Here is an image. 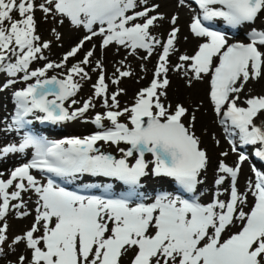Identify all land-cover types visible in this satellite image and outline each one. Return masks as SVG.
<instances>
[{
	"label": "snow or ice",
	"instance_id": "1",
	"mask_svg": "<svg viewBox=\"0 0 264 264\" xmlns=\"http://www.w3.org/2000/svg\"><path fill=\"white\" fill-rule=\"evenodd\" d=\"M193 2L202 17L193 18L190 30L203 41L194 54L180 55L181 63L172 70L190 75L189 86L193 80L203 81L207 77L208 98L215 113L222 115L221 124L230 122L238 130L241 144L257 145L254 154L264 160V127L255 123L258 115L264 113V95L250 96L244 101L246 106L237 103L250 80L264 78V30L253 27L249 42L229 43L224 33L211 30L202 22L222 20L232 28L251 25L264 14V0ZM137 7L138 0H44L39 5L35 0H0V73L9 77L24 73V81L35 78V83L14 93L17 110L13 124L17 126L25 124V117L33 112L42 113V121L59 123L82 117L93 107L91 100H86L82 107L70 112L64 104L80 88L74 77L89 78L84 66L92 63L95 46L67 68L63 79H41L49 69L64 68L93 37H101V49L115 44L132 49L133 53L144 49L150 56L156 45L162 48L150 85L137 92L135 102L122 110L117 97L123 90L113 92L109 104L103 64L96 61L93 71L98 70L99 75L93 85L94 95L105 97L104 106L109 109L91 120L101 131L55 142L26 134L18 146L0 148V156L34 149L30 162L16 167L7 179H0V221L13 209L18 218L28 216L29 212L23 210L26 204L22 193L32 191L37 196L31 227L12 239V244L24 243L30 251V259L21 255L18 264H124L126 256L127 264H264V172L253 168L255 183L249 182L248 192L241 193L237 187L238 173L240 163L247 157L241 153L234 166L219 160L220 175L215 184L222 186L229 177V197L220 199L222 193L218 191L211 202L200 200L199 186L209 157L194 131L195 114L181 103L173 107L162 99L167 95L168 58L176 51L174 41L179 29L173 27L166 42L161 43L150 33L154 23L163 19L162 15L149 14L158 5L132 11ZM37 8L46 15L59 17L58 23L67 20L87 34L64 54L61 62H47L29 70L33 61L45 59L42 50L50 47L48 42L38 43L34 19ZM130 11L132 14H128ZM13 13L19 18H14ZM176 21L173 16L172 25ZM13 57L15 62H7ZM116 72L119 77L131 75L120 68ZM118 82V78H112L113 84ZM76 103L72 100V104ZM122 116H127V123L120 122ZM105 120L110 126H105ZM98 141L124 144L119 148L122 158L99 151L95 147ZM31 169L68 181L110 178L126 186V194L118 198L80 194L53 179L41 183ZM151 177L171 180L180 195L162 192L145 201L141 191L145 179ZM10 188L15 190L9 192ZM249 193L253 198L251 204ZM243 206L248 210H243ZM7 228L6 223L0 224V254L8 240ZM230 228L236 230L225 236Z\"/></svg>",
	"mask_w": 264,
	"mask_h": 264
},
{
	"label": "rangeland",
	"instance_id": "2",
	"mask_svg": "<svg viewBox=\"0 0 264 264\" xmlns=\"http://www.w3.org/2000/svg\"><path fill=\"white\" fill-rule=\"evenodd\" d=\"M174 1L175 0H172V4L170 5L171 8L176 5V2ZM43 2L44 0H39L38 2H36V4L39 5L40 3ZM139 9L140 7L138 6L134 10H139ZM13 16L14 18H19L16 13H13ZM173 16L177 17L176 14ZM173 16L170 17L169 15H166L163 19L165 21H167L168 18L169 20H171ZM34 19L36 22L35 34L40 37V41L38 43L48 42L50 47L46 50H42L41 55L45 57V59H37L33 61L29 66V70L40 68L47 62H55V63L61 62L64 54L68 50H70V48L74 46V44L79 42L83 34L84 35L86 34L85 32H81L82 28L73 27L67 20H65L63 24L58 23L59 17H54L51 14L46 15L39 8H37L34 12ZM169 20L167 21L169 27L179 28V25L180 27L182 25L184 28V32L186 33L187 31L189 33L190 29L189 28L187 29V25L189 23L188 21H185L184 23H180V24L176 22L175 25H172L169 24ZM53 29H55L56 31L53 32ZM57 33L59 34L60 39H57ZM150 33L153 37H157L158 35H160L159 27L156 28V22L150 28ZM76 34H78L79 36ZM100 40L101 39L97 37L95 41L94 38H92L91 41H87V43L85 42L86 44L84 45L83 50L76 57L70 58L69 61H67L64 68L49 69L45 77L51 78L52 76H57L58 79H63L64 75H66V68L68 66L71 67V65L74 63H77L81 59L82 54L86 53L89 50H92L94 46L101 43ZM119 47L122 46L111 45L106 49H101V48L100 50L94 49L95 54L91 58L92 63L90 65L84 66L85 71L88 72L89 78L82 79L80 76L74 77V80L80 84V88L73 97H70V99L66 102L64 106L71 112L74 111L76 108L82 107V102L84 100L85 101L91 100L93 107L89 108V110L84 114V116L79 117L77 121H73L71 123L73 128L82 130L84 133H86L88 129L85 128L92 127L91 120L93 119V117L97 113L103 114L104 112L109 110L104 106L105 97L103 96L96 97L94 95L93 85L96 83L98 79L99 71L98 70L93 71V68L95 67L97 60H101L103 64V69L106 77L105 83H107L109 86L108 92L106 94L107 97L109 98V104L111 103L110 100L111 94L113 92H117L118 90L121 89L123 90L120 92V94L117 97L120 110L126 107H130L135 102V96L136 93L138 92V88L144 87L147 84V81L151 77V72L155 71L157 60H155L149 65H147L142 60L143 57L148 56L146 50L139 49L133 55H126L124 52L121 54H117V49ZM158 47L159 45L158 46L156 45L154 47L153 53L151 54V58L156 59V57H159V55L162 53L159 49H157ZM122 48L125 49V47ZM194 50L195 49L193 50L188 49L185 52L183 51L184 53L182 51H179V53L181 55L182 54L192 55ZM261 51H264V48H262ZM179 53H178V57L180 56ZM7 62H15V57H13L10 61ZM179 63H181V61H179L178 59L177 64ZM170 64L172 65V62L169 63L170 68L167 73V78L169 80V85L165 89L167 95L166 97H162V99L166 105L170 104L173 107L177 103H181L186 108L189 109L190 113L195 114L196 120L194 124V131L196 136L199 137L201 140V147L207 151L209 157V164L206 172L203 173L201 177L203 183L199 186V190L201 187L202 192L205 193L206 197H208L209 199H210V195L213 192H215L216 194L218 191L220 193L221 191H224L222 198L224 200L227 191L228 179L225 180L226 182L222 186H217V188H213L214 180L220 175V173L217 170V162L219 160H224L230 166H234L238 161L239 155L238 153L231 152L230 147L225 143L224 137L222 136L221 131L217 125L216 117L209 110V105L206 101V87H207L208 78L206 77L203 81L193 80L191 86H189L187 81L190 78V75L186 77L184 75L183 70L180 71L172 70L173 67L177 64H174L172 68ZM117 68H120L122 71H129L131 75H129L128 77H119V74L116 72ZM23 75L24 73H18L15 77H9L6 73H0V78L5 79L7 83H9V81H13L11 83V87L8 90L6 89V91L0 92V103H1L0 115L5 119V124L3 125V128L5 127L7 121L6 114H9L11 110L10 92L11 91L15 92L17 90L22 89L23 87H25L26 84L31 83V81L33 80L32 78V80L24 81L22 79ZM112 78H118L119 82L113 84ZM173 79L176 81L173 82ZM2 83L3 81H0V84ZM14 84H16L17 86H14ZM249 84L251 85L249 88V95H248L249 97L264 95V78L259 79V81L255 84H253V82H250ZM117 85L120 86L119 89H117ZM0 86H4V85H0ZM72 100L78 101L77 104H74L75 109H71L72 107H74L73 105L72 107L70 105L72 103L71 102ZM239 100L241 103L240 106H246V104L244 103L245 100H242V98H240ZM112 110H116V109H112ZM119 119L120 122L127 123V116H122ZM185 122L187 123V118H185ZM103 123L105 124V126H110L107 120L103 121ZM66 127L68 126L65 125V128ZM65 134L71 135L73 134V132H68ZM98 144H101V146L104 147L106 146L108 149L125 147L124 144H120L119 146H117L111 143L103 144L97 142L96 146H99ZM221 153H227V156H221ZM109 154H112L115 158H119V153H117L115 150L110 151ZM131 159L132 158H129V160ZM12 167H10V169ZM251 170L252 168L248 162L245 161L240 163V171L238 173L237 187H239L238 184L240 183H244V184L245 183L249 184V182L252 183ZM0 179H5V178L3 176H0ZM154 180L156 181L157 178H155ZM154 189L156 188H151L150 192H152ZM10 190L11 188L9 189V191ZM35 196L36 194L34 195V197ZM251 199L252 196L251 198L248 199V203H250ZM14 213L15 211L11 210L6 216V219L4 221H0V224L6 223L8 225L7 228L8 240L6 244L2 246L3 254H0V264H18V258L21 255L28 256L30 259V251L26 249L24 243L12 244V239L15 236L23 235V233L30 228V227L28 229L26 228L27 230L24 229L22 231V229H20V225L17 226L16 224H14L17 223L15 221L16 219L14 218ZM40 234L41 233H36V235H40ZM127 261H128V257L126 256L124 258V264H127Z\"/></svg>",
	"mask_w": 264,
	"mask_h": 264
},
{
	"label": "bare ground",
	"instance_id": "3",
	"mask_svg": "<svg viewBox=\"0 0 264 264\" xmlns=\"http://www.w3.org/2000/svg\"><path fill=\"white\" fill-rule=\"evenodd\" d=\"M171 4H172V0H146V3H140L139 0H138V6H142L143 7L142 10L145 7L153 8V6L158 5V7H156L154 9V11L150 12V15H162L163 18H164L166 15H169L171 17V16L176 14L177 15V21L176 22L179 23V24L180 23H184L185 21H188V19H191L193 17V15L191 16V14L188 12V9L185 6H183L182 4H177L176 3V5L174 7H172V8L170 6ZM163 9H166V10H163ZM168 20H169V18H168ZM167 21H165L164 19H158L156 21V28L159 27L160 35H158L155 38L160 40L161 43L166 42V40L168 38V34L172 30V27H169ZM253 27H255L257 29H260V30H264V14L261 16V18L259 20H257L256 22L253 23ZM178 29H179V31L177 33V38L174 41V48L176 49V51L171 53L169 58H168L169 61L172 62V65L170 64L171 68H172V66L174 64H177V62H178V53H179V51H182V52L184 51L185 52L188 49H192V50L193 49H197L198 44L200 42H202L200 38H197V37H195L192 34L191 30L189 31V33L187 31L185 33L184 32V28H183L182 25H181V27L179 25ZM76 35H78V34H76ZM97 37L100 38L99 36H97ZM97 37H93L94 41H95V39H97ZM99 45H100V43L95 46L96 50H100ZM122 47H119L117 49V54H121L123 52L126 53V51H128V50H126L127 48L124 49ZM157 49H159L162 52V48L160 47V45H159V47ZM174 58H176V59H174ZM142 60L147 65H149V64H151L152 62L155 61V59L151 58V55L148 56L147 59L142 58ZM157 62H158V60H157ZM175 81L176 80L173 79V82H175ZM258 81L259 80H257V81H251L250 80L248 82V84L245 86V89L239 94V99L240 98H244V99L248 98L249 97L248 96L249 95V88L251 86L249 83L253 82V84H255ZM239 99H238L237 103L239 102ZM70 105L74 106V104H72V103ZM31 116L33 117L34 123L40 121L39 117L41 115H39V114H34V115L31 114ZM0 123L3 124L4 120H2V121L0 120ZM65 124L69 126L68 121L67 122L62 121V122H59V123H52L50 121H45L44 122V129H41L38 126V124H36V126H38V128L41 129L42 131L43 130H45V131L48 130L51 126L56 131H60L61 130L60 132H56L57 136L59 137L58 140H64V139H67L69 137L72 138V137H75V136L79 137V138H83L84 137L80 130L65 128ZM257 126L264 127V118H262V117L259 118ZM68 132H73V134H71V135L65 134V133H68ZM60 133H62V134H60ZM9 135H11V134L3 133L2 128H1V137L3 138V141H1V139H0V148L6 147V146L10 145L11 143H14L13 138H11ZM98 149H99V151L104 152V153H108V152L110 153V151L115 150L117 153H119V158H122V153L119 151V148H114V149L113 148H109V149H111V150H109L107 147L101 146V144H99ZM119 158H117V159H119ZM148 159H151V157L149 156ZM22 162H23L22 161V156L19 155L18 153H9L7 156H0V173H3L2 176L5 179H7L9 177L8 175H10V170H9L10 167H12V166H14V168L20 167L22 165ZM7 170H9V171H7ZM6 175H7V178H6ZM85 179L86 180L94 179V180L105 181L108 178H85ZM156 181L158 183L155 184V186L150 185V187L142 188L141 196L144 198V200H151V199L155 198V195L153 194L154 192H156V194H160L162 192H170V190H171V188L173 186V183L170 182V187H169V180L168 179H164L163 178V179H157ZM112 184L114 185L115 182L113 181ZM238 186H239L238 190L241 193L248 192V190H249V185L248 184L246 185L244 183H240V184H238ZM151 188H156V189H154L152 192H150ZM13 190H15V189L11 188V190L9 192H11ZM221 193H222V195L220 196V199L223 198L224 191H221ZM34 195H35V193H33L32 191H29V192H26V193H22V199H23V201L26 204V208L23 209V210L29 212L28 216L23 217V218H18L16 216V214H15L16 210H14V209L12 210V211H15L14 218L16 219L15 221L17 222V223H14V224H16L17 226L20 225V229H22V231L24 229H26V228L28 229L29 227H31V225H32V223L34 221L35 209H36V201H37L36 200L37 196H35L36 197V199H35ZM250 197H251V195L248 194V198H250ZM202 200H203L204 203L211 202V200L208 197H206V195L202 196ZM18 202L19 201H11L12 204L13 203H18ZM244 208L245 207L243 206V210H244Z\"/></svg>",
	"mask_w": 264,
	"mask_h": 264
},
{
	"label": "water",
	"instance_id": "4",
	"mask_svg": "<svg viewBox=\"0 0 264 264\" xmlns=\"http://www.w3.org/2000/svg\"><path fill=\"white\" fill-rule=\"evenodd\" d=\"M263 116H264V113L258 115V117L255 119V122L258 123L259 118H260V117L264 118Z\"/></svg>",
	"mask_w": 264,
	"mask_h": 264
}]
</instances>
